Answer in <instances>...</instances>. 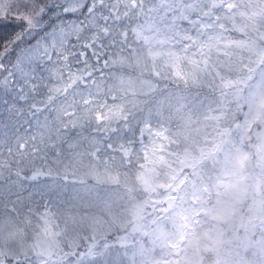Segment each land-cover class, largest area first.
<instances>
[{"label":"snow or ice","instance_id":"1","mask_svg":"<svg viewBox=\"0 0 264 264\" xmlns=\"http://www.w3.org/2000/svg\"><path fill=\"white\" fill-rule=\"evenodd\" d=\"M0 264H264V0H0Z\"/></svg>","mask_w":264,"mask_h":264}]
</instances>
